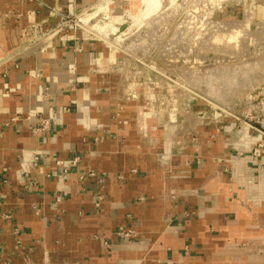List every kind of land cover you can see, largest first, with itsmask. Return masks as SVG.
Here are the masks:
<instances>
[{
  "label": "crops",
  "instance_id": "crops-1",
  "mask_svg": "<svg viewBox=\"0 0 264 264\" xmlns=\"http://www.w3.org/2000/svg\"><path fill=\"white\" fill-rule=\"evenodd\" d=\"M13 1L17 40L0 37V264H264V149L228 147L219 127L174 150L128 113L119 134L112 98L93 89L97 43L51 26L82 0ZM29 113L49 128L31 134Z\"/></svg>",
  "mask_w": 264,
  "mask_h": 264
},
{
  "label": "rangeland",
  "instance_id": "rangeland-1",
  "mask_svg": "<svg viewBox=\"0 0 264 264\" xmlns=\"http://www.w3.org/2000/svg\"><path fill=\"white\" fill-rule=\"evenodd\" d=\"M11 1L0 0V37L9 41L17 40L20 31L14 21L9 29L5 25L20 5ZM85 1L51 26L77 30L97 43L96 63L103 69L93 71L98 78L93 89L106 93L102 100L112 98L111 118L119 134L127 126L123 113H128L140 116L151 143H167L174 150L188 140L201 144L220 127L228 147L249 149L252 144L251 154L261 153L264 0H156L155 8L145 10L140 3L135 12L128 4L138 0ZM25 120L27 127L41 120L47 129L50 124L40 113H29ZM251 132L257 139L251 140ZM77 163L78 157L69 161L70 166ZM132 220L127 215L126 224L116 228L119 240H133Z\"/></svg>",
  "mask_w": 264,
  "mask_h": 264
},
{
  "label": "bare ground",
  "instance_id": "bare-ground-1",
  "mask_svg": "<svg viewBox=\"0 0 264 264\" xmlns=\"http://www.w3.org/2000/svg\"><path fill=\"white\" fill-rule=\"evenodd\" d=\"M156 0H138V1H132L131 4H128L129 6V10L130 11H134L138 9V7L140 6V3H143V8L145 10H148L149 8H155L156 7ZM140 8V7H139ZM142 9V8H141ZM138 13H140V11H138Z\"/></svg>",
  "mask_w": 264,
  "mask_h": 264
},
{
  "label": "built area",
  "instance_id": "built-area-1",
  "mask_svg": "<svg viewBox=\"0 0 264 264\" xmlns=\"http://www.w3.org/2000/svg\"><path fill=\"white\" fill-rule=\"evenodd\" d=\"M47 125H48V123L46 120H41L40 122L38 121L36 125L35 124L29 125L28 128H29V131L31 134L36 135L40 132L45 131L47 129ZM90 176H93V174L90 173ZM98 198H99V200L102 199V197H100V196H98Z\"/></svg>",
  "mask_w": 264,
  "mask_h": 264
}]
</instances>
